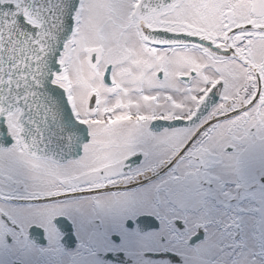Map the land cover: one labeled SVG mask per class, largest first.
Listing matches in <instances>:
<instances>
[{
    "label": "snow or ice",
    "instance_id": "1",
    "mask_svg": "<svg viewBox=\"0 0 264 264\" xmlns=\"http://www.w3.org/2000/svg\"><path fill=\"white\" fill-rule=\"evenodd\" d=\"M84 3L85 0H46L41 5L39 0H0V264H204L203 246L209 239L207 225L197 227L185 237L186 223L176 220L175 238L186 239L182 248L162 238L159 245L145 249L140 237L158 232L161 220L151 214L123 211L105 198L136 195L138 190L156 184L157 193L167 199L171 194L169 185L179 179L178 162L190 151L199 160L198 150L209 142L215 149L210 152L211 166L222 164L240 169L259 166L262 171L256 182L264 187V125L247 124L228 137L218 138L221 117L217 116L199 127L175 158L166 160L156 151L158 141L199 124L223 101V80L211 86L203 105L190 120L155 119L147 123L153 139L142 138V143L127 155L119 173H134L140 177L137 180L120 185L104 182L112 177L101 175L97 187L76 185L77 190L59 193L42 188L46 178L62 165L83 162L87 156L105 151L111 122L121 111L111 107L99 90L89 94L85 89L77 96L70 86H63L69 83L63 76L74 60L78 43L75 37L81 23L79 14ZM134 3L135 0H123V3L110 0L114 10L126 7L130 19L113 15L101 28V34L123 35L139 23L137 34L143 33V46L148 52L155 50L156 56L188 45L213 49L225 57L235 55V48L219 49L212 41L191 36L186 31H169L177 27L171 21L184 19L187 13L203 8L201 0H142L139 9L132 7ZM147 13L153 15L154 23L141 20ZM42 30L46 37H55L56 46L51 52L40 39ZM59 32L62 37L56 36ZM14 40L29 43L31 54H22L19 61L8 60L9 71L5 72L4 53ZM69 44L71 47L65 56ZM127 47L125 40L119 51ZM100 48L89 59L96 76H102L103 85L111 90L116 83V65L106 63L104 52L108 49L104 45ZM156 67L154 79L163 87L169 79L167 69L161 64ZM15 77H20V81L14 82ZM262 92L264 82L242 110L255 106ZM109 95L115 93L109 91ZM81 104L85 105V111H81ZM121 106L134 105L121 98ZM242 110L226 114L223 119L230 120ZM58 123L59 136L53 131ZM253 127L255 131L251 130ZM213 179L214 176L204 183L211 184ZM83 198H90V210L72 206ZM232 227L239 235V226ZM235 246L233 240L228 247ZM252 255L264 264V253Z\"/></svg>",
    "mask_w": 264,
    "mask_h": 264
},
{
    "label": "flooded vegetation",
    "instance_id": "2",
    "mask_svg": "<svg viewBox=\"0 0 264 264\" xmlns=\"http://www.w3.org/2000/svg\"><path fill=\"white\" fill-rule=\"evenodd\" d=\"M139 1L135 0L132 4L134 9H137ZM201 3L203 8L187 13L184 19L171 21L177 27L169 28V31H186L191 36L212 41L219 49L235 48L234 56L225 57L200 45L182 46L176 51L165 50L162 55L156 56L155 50L148 52L143 46V33L137 34L139 23L126 34L105 37L101 28L113 15L130 19L126 7L114 10L110 0H85L75 37L78 41L76 57L63 76L69 83L63 86H70L77 96L85 89L89 94L99 90L111 107L121 108V111L117 113L118 118L111 122L112 131L105 142L106 150L87 156L83 162L62 165L46 178L42 185L44 190L59 193L77 190L76 185L97 187L100 186L101 175L112 177L104 182L120 185L137 180L140 177L134 173H119L127 155L142 143V138L153 139L147 131V123L155 119L190 120L203 105L211 86L221 80L224 81L223 101L199 124L158 141L156 151L161 152L166 160L175 158L199 127L217 116L221 117L217 126L218 138L228 137L247 124L264 125V92L255 106L242 110L251 103L258 87L264 82V31H260L264 29V0H201ZM141 20H153L154 23L151 13L141 17ZM233 29L237 31L233 33ZM125 40L128 47L120 52ZM101 45L108 49L104 52L106 63L116 65V83L111 90L103 85L102 76H96L89 59L92 52L101 51ZM70 47L71 44L66 46L65 56ZM158 64L166 67L169 77L163 87H159V82L154 79ZM181 77L189 79L182 80ZM109 91L115 95H109ZM121 98L134 106L122 107ZM237 109L242 110L239 115L230 120L223 119ZM85 110V105L81 104V111ZM58 128L59 123L53 131ZM251 130L255 131V128ZM64 135H68L67 131ZM211 151L215 149L209 142L198 150L201 153L199 160L191 151L185 154L177 164L176 176L179 179L169 185L171 194L167 199L157 193L156 184L138 190L136 195L119 194L105 199L117 204L123 211L151 214L161 220L158 232L140 237L145 249L159 245L162 238L178 249L182 248L186 239L177 240L173 231L174 222L181 220L186 223L185 237L197 227L207 225L209 236L213 233L220 239L221 249L211 257L204 256V264H248L242 261L241 254L247 239L256 241V248L248 250V255L249 252L264 253V187L256 182L262 170L259 166L240 169L221 164L213 167L210 165ZM213 176L215 179L211 184L204 183ZM72 206L90 210V198L75 201ZM245 216L252 219L247 226V237L241 223ZM233 224L239 226V235H236L237 229L232 227ZM212 228L213 232L210 231ZM233 240L236 246L229 248ZM258 264H262L260 259Z\"/></svg>",
    "mask_w": 264,
    "mask_h": 264
},
{
    "label": "rangeland",
    "instance_id": "3",
    "mask_svg": "<svg viewBox=\"0 0 264 264\" xmlns=\"http://www.w3.org/2000/svg\"><path fill=\"white\" fill-rule=\"evenodd\" d=\"M67 51H68V49H67ZM77 53H78V55H81L80 52H77ZM75 57H76V54H74V59H75ZM73 62H74V60H73ZM251 221H252L251 217L245 216V217L242 218V222L241 223L243 224V230L245 231L246 237L248 236V234H247V226L250 225ZM262 221H263V219H262ZM210 231L213 232L214 229L212 228V229H210ZM255 248H256V241L254 239H250V240L247 239L246 247L243 249L244 253H243V256H242V261H244V262H246L248 264H258L259 263L258 257L253 256L251 252H249V255L247 253L248 250L252 251ZM220 249H221V247H220V239L217 237V235L211 233L207 243L203 246L204 256L211 257L212 254L215 253V251L220 250Z\"/></svg>",
    "mask_w": 264,
    "mask_h": 264
},
{
    "label": "water",
    "instance_id": "4",
    "mask_svg": "<svg viewBox=\"0 0 264 264\" xmlns=\"http://www.w3.org/2000/svg\"><path fill=\"white\" fill-rule=\"evenodd\" d=\"M39 2L41 3V5H45L46 0H39ZM141 2H142V0L139 1V4L137 5V9H139ZM56 36L62 37V32L56 33ZM40 39L45 41L49 52H51L55 49V46H56L55 37H52V38L46 37L43 34V30H42V34H41ZM22 54H26V55L31 54L30 44L29 43H21L19 40H14L13 43L9 46V50L4 53V55L6 57L5 64L3 66L5 72L9 71L7 61L12 60L14 58H16L17 61H19V58L21 57ZM20 79H21L20 77H15L14 82L20 81ZM65 103H66V101H65ZM70 111L71 110L69 109V112Z\"/></svg>",
    "mask_w": 264,
    "mask_h": 264
}]
</instances>
